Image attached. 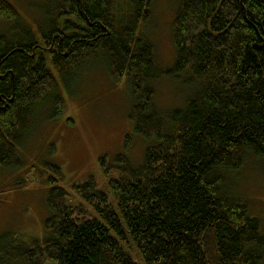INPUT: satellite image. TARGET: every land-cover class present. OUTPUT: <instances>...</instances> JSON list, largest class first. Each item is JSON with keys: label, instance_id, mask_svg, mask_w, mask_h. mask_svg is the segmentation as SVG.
Here are the masks:
<instances>
[{"label": "trees", "instance_id": "16d2710c", "mask_svg": "<svg viewBox=\"0 0 264 264\" xmlns=\"http://www.w3.org/2000/svg\"><path fill=\"white\" fill-rule=\"evenodd\" d=\"M39 1L45 23L34 31L0 0L11 26L0 34V171L24 166L18 147L36 111L63 116L61 87L94 61L126 81L133 135L152 146L138 166L103 158L71 190L48 165L49 236L3 235L0 264H139L133 254L143 264H264L262 223L225 185L248 156L264 161V0H179L171 69L139 35L155 0ZM186 75L192 95L165 113L153 82Z\"/></svg>", "mask_w": 264, "mask_h": 264}, {"label": "rangeland", "instance_id": "374dc122", "mask_svg": "<svg viewBox=\"0 0 264 264\" xmlns=\"http://www.w3.org/2000/svg\"><path fill=\"white\" fill-rule=\"evenodd\" d=\"M7 1L34 31L39 23H45L43 2ZM178 9L179 0H155L149 20L139 29V35L153 44L157 63L167 69L173 68L177 59L173 25ZM10 30V23L0 19V34ZM100 62L94 61L80 71L71 89L61 87L66 107L63 116H55L51 106L36 111L35 130L27 144L18 147L24 166L0 171V237L49 236L45 224L51 216L48 205L51 185L42 177L48 165L62 169L64 177L57 185L71 190L90 176L98 175L103 158L113 166L120 156L129 158L135 166L143 163L152 142L133 135L130 88L126 81L116 83ZM186 76L153 82L159 109L166 113L185 107L192 95ZM128 135L133 138L126 147ZM248 157L237 172L227 174L226 192L248 203L250 215L260 219L264 229V161L253 155ZM25 182L28 184L20 187ZM133 256L137 263L143 264Z\"/></svg>", "mask_w": 264, "mask_h": 264}]
</instances>
